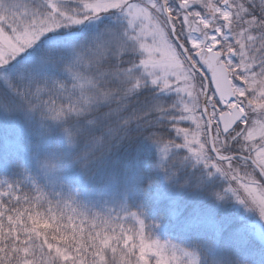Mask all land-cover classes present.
I'll use <instances>...</instances> for the list:
<instances>
[{
    "label": "snow or ice",
    "instance_id": "1",
    "mask_svg": "<svg viewBox=\"0 0 264 264\" xmlns=\"http://www.w3.org/2000/svg\"><path fill=\"white\" fill-rule=\"evenodd\" d=\"M0 110L40 112L62 140L36 162L59 192L0 177V264H257L254 240L264 255V223L219 215L264 221V0H0Z\"/></svg>",
    "mask_w": 264,
    "mask_h": 264
},
{
    "label": "trees",
    "instance_id": "2",
    "mask_svg": "<svg viewBox=\"0 0 264 264\" xmlns=\"http://www.w3.org/2000/svg\"><path fill=\"white\" fill-rule=\"evenodd\" d=\"M57 103H59L57 101ZM27 108V104L25 105ZM0 114H4V119L0 116V177L7 178L9 182L21 179V172H26L32 176L33 182L40 186L45 192L56 193L60 191L59 185H51L47 178L38 171L36 162L43 160L50 150L59 151L62 147L61 135L58 126L49 120H41L40 112L28 113L23 110H17L13 112H5L0 110ZM4 122H13L19 126V130L15 137H11L9 130L4 128ZM46 125L48 128L47 135H41V125ZM10 137L11 144L8 145L6 150V138ZM5 147V148H4ZM61 183L67 185L73 193H80L83 191L82 183L78 177L76 170L71 168H64L60 174ZM29 182L25 183V187L18 194L21 196L29 195L36 198L38 195H46L43 190L41 192L30 190L28 186ZM15 195V194H14ZM152 194L149 195V198ZM51 198V197H50ZM183 203V201L181 202ZM45 202V208L47 207ZM157 209L155 214L165 216L167 219L168 201H160L156 205ZM190 208H186L184 216H187ZM222 215L226 218H230L233 221L231 227H235L239 223L238 217L244 216L247 220V214H242L240 209H237L236 205L225 209ZM126 226V224H125ZM127 227V226H126ZM179 222H169L166 229H162L157 232L158 237L164 241L165 238H171L178 234ZM231 228L229 229V231ZM227 236V233L225 234ZM261 245L258 240H254L252 244L245 250L249 259L256 261L257 264H264V255L260 251Z\"/></svg>",
    "mask_w": 264,
    "mask_h": 264
},
{
    "label": "rangeland",
    "instance_id": "3",
    "mask_svg": "<svg viewBox=\"0 0 264 264\" xmlns=\"http://www.w3.org/2000/svg\"><path fill=\"white\" fill-rule=\"evenodd\" d=\"M4 114H0V116L3 118V120H5L4 119V116H3ZM4 128L6 129V130H9V132H11V134H10V136L11 137H15V135L17 134V132H18V128H19V126L18 125H16V122H15V124L13 123V122H8L7 124H6V122H4ZM12 142H11V140H10V137H8V138H6V141H5V144H6V150H8V145H10ZM4 147V148H5ZM236 205V207H237V209H240V211H242V214H247V217H250V219L249 220H247V222H253V223H256V222H259V223H264V221H259V217L258 216H255L254 214H252V213H250V212H246L244 209H243V207L242 206H240V205H238V204H235ZM126 226L127 227H130L131 226V224L130 223H126ZM164 241H162L161 240V243H163ZM166 255H168L169 257H171L172 255H175L176 256V258H177V262H179L180 260H182V258H183V253L182 252H179V251H176V252H174V250H172L171 248H169V250H168V252L166 253ZM153 264H154V262H153Z\"/></svg>",
    "mask_w": 264,
    "mask_h": 264
}]
</instances>
